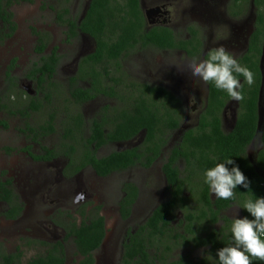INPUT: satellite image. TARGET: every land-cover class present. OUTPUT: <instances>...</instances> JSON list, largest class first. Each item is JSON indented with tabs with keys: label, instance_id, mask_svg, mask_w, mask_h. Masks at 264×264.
Wrapping results in <instances>:
<instances>
[{
	"label": "flooded vegetation",
	"instance_id": "obj_1",
	"mask_svg": "<svg viewBox=\"0 0 264 264\" xmlns=\"http://www.w3.org/2000/svg\"><path fill=\"white\" fill-rule=\"evenodd\" d=\"M248 1L153 0L154 3L164 2L168 5H173L176 17L182 18L187 14H191L193 19H196L198 22L206 17H208V20H214L212 17L216 13L224 14L229 12L232 14L234 12L235 17L243 18L249 11L248 16L252 17L254 15L255 17L253 24H251V32L246 34L244 31H238L240 28L237 27L238 30L235 31L236 35L230 38V41L237 42L240 37L242 39L243 35L246 34L242 43L244 52L241 57L249 51L250 40L257 24L258 8L255 5L256 0H251L249 4ZM21 2L33 3L34 0H11V3H9V0H1L2 10L12 14L11 9L13 8V4ZM89 3L90 0H86L81 11L74 8L72 11V8L69 7L71 12L70 18L75 19L78 17V25L85 19ZM144 5L145 0H140V7L144 14L147 30L155 28L170 29L176 37V42L180 40L189 41L193 43L195 48L198 47V44H201V52L195 58L178 49L163 50L149 46L142 50L155 48L161 52L178 51L187 60L206 58L208 53L206 49L210 50L212 48L206 46V39L202 37L200 29L196 26L199 23L190 24L191 27L187 29L189 35L182 37L169 22H148ZM263 7L264 4L262 5ZM54 14L56 23H60V19L57 16L58 13ZM221 19L222 17L215 20L216 24H224ZM12 21L15 24L14 17ZM63 25L66 28L67 44L82 40L85 46L83 53L78 54L73 52L74 56L68 57L60 53V48H56L55 51L58 56L55 57L52 55L55 51L49 52V43L44 41L46 49L43 54H40L37 51L41 40L38 35L35 49L37 56L32 65L26 66V68L28 67L26 75L23 76V74L18 75L15 73L14 66L21 59V57H15L11 61V63L13 62V66L3 74V78L0 81L2 87L0 90V126L7 129L9 128V124L18 117L17 121L19 124L15 125L14 128L18 133V140L20 141H17V144L21 145L20 148H16L13 151L9 147V141L3 143L0 137V154L4 156L3 162L0 164V264H25L27 262L24 261L25 247L26 245L29 247V243H27L24 232V217L25 212L28 211V196L34 200L36 212L31 217H28L27 221L30 227L27 229L31 231L32 227L41 222L46 226L41 230V235L39 234L37 237L32 236L36 244L32 243L30 247H37V250L41 249L44 252V254L39 256H46L49 249H53L54 246H58L59 252L63 253L64 256H66L67 249L72 251V254H76L74 226L76 225L79 228L83 224L91 225L94 219L99 217L103 220V239L99 248L92 253L94 258V254L105 243L109 218L115 217L121 222L133 219L140 220V225L125 229L121 233L122 235L119 237L122 238L121 242L117 244V248L119 249L118 264H122L123 261L124 244L132 238L134 241L137 239L146 240V243H144L145 250L156 263L169 264V260L171 259L170 264H218V257L216 255L218 250L216 246L218 244L222 246V242L229 243V245L232 243V233L226 230L227 234L222 238L220 231L223 228L226 229L227 226L231 227L233 210L239 206L234 204L223 209L220 219L217 222H212V210L208 209L204 204L205 191H208L211 203L214 204L217 199L211 193L209 186L204 183L205 171H200L199 169L187 171L185 169V159L180 158L176 164L179 173L178 177L179 180H188L181 188L185 190L184 195L188 199L191 197L192 192L193 196L189 199L190 205L187 207H180V204L175 206L173 217L170 219V228H168L167 223L164 221L156 224L152 220L157 210L171 200L172 194L175 193V190L179 186L178 184L169 183L164 166L170 152L174 147H177L178 143L182 142L183 133L187 130H195L200 127V116L208 108V99L211 93L209 85L204 83L205 88L203 89H205V94L200 98L198 103L195 123L185 128V121L181 120L179 128L170 132V140L164 147L167 157H165L162 150L155 160L151 162L154 153L147 150V132L145 129L129 139L120 140L115 137L121 131L120 126H123V119L126 116L131 117L135 115V111L138 109L148 111L162 107L161 110L164 111L166 108L165 116L169 112L174 115H176L175 112L181 113L185 108L188 94L193 92V94H199V88L185 89V83L192 82L198 86L200 80L198 79V81L197 78L192 77L191 73L187 74L190 80L183 79L182 68H179L177 73L178 78L181 77V79L175 78L174 69L170 65L163 64L159 68L165 65L164 67L168 69V72L162 74L157 69L156 74L161 78L163 75L167 78L170 73L176 79L177 84L185 81L183 82L184 88L169 87L167 89L165 86L142 82L159 89L158 92L162 93L158 99L156 95L153 98L149 93H145L144 95L141 92H137L136 87L130 86L132 82L130 79H122L121 75L123 74L120 73L117 64H122L125 59L118 62L117 59L111 60L104 57L99 62L94 63L93 59H89L83 63V59L86 60L95 52V41L81 31H79L77 36H71V38L69 24ZM15 26L17 28L16 24ZM6 31H9L7 26H5V32L0 33V43L13 36V34L9 36L10 33ZM192 34H195V41H191ZM195 48L189 47L192 51ZM45 67H48L51 71L45 74L38 71L40 68ZM105 70L109 72V75L105 73ZM61 71L66 75L69 74L63 84L56 82ZM94 74L98 76L96 90L90 83L91 77ZM41 76L44 77L45 82L41 81ZM261 76L262 81L257 100L256 130L250 144L245 148L243 156L253 169L259 173V176L264 178L263 170H260L256 165L259 154L263 150H253V142L257 139H262V137H258V134L264 132V103L262 102L263 104H261L264 88L263 72H261ZM112 77H116L118 80H113ZM63 86L66 87V93L64 92L66 97H64L62 91ZM76 88L90 89V94L96 93V96L89 100L80 97L76 99L73 96ZM253 91L255 92V89ZM22 93L24 94L23 97L21 96ZM112 94H116V96L111 97ZM167 94L172 95V98L167 99L168 102L165 104L166 100L164 96ZM123 96H125V100L120 101ZM141 96L146 98L145 102L141 101ZM222 99L226 103L220 113L221 131L224 134H229L235 129L239 116L242 113L240 110L241 101L237 102L231 97ZM137 105L140 107L137 108ZM80 117L82 118L81 124H79L78 120ZM51 118L54 119L55 133L47 135L46 130L41 126L47 128ZM68 126L74 132V136L65 137V129ZM32 130L35 131L33 132ZM99 130H102L101 137H99ZM126 151H133L132 163L125 168H121L124 162L121 163L120 154ZM13 152L18 154V159L10 161L9 155ZM19 155L22 157H19ZM210 158H213V156L210 155ZM94 159L97 160V163L93 162ZM23 161L27 163L25 164ZM159 162H161L159 171H154L155 164H159ZM6 164H10L11 167H6ZM23 164L28 168L23 169ZM22 171H57L58 174L60 173L64 185L63 189L57 188L54 190L49 187L51 180L46 177L39 179V183H35L29 189L31 193H27L30 185H24L23 178L25 175H23ZM86 171L93 173L99 180H105L114 174L124 175L129 171H138V173H128L127 183H123L120 187V197L115 195L118 187L112 188L111 191L109 188L104 190L107 197L110 195L111 198L114 196L116 199L113 207L106 209L103 205L97 206L86 202V199L92 196L90 194V185L85 184L83 181L80 187L77 184H73L74 179L83 175ZM96 171L111 172L106 176H100ZM152 181H154V184ZM115 188L117 189L115 190ZM7 190L13 191L10 202L6 200L7 195L5 192ZM78 193H83L85 198L77 201L76 197ZM143 195L148 197L147 201L142 197ZM153 196L157 199L156 204L149 203L150 197ZM38 197L44 199V203H38ZM73 204L77 206L74 207ZM212 208L214 211L216 210V206L212 205ZM160 212L161 214H165L166 210L164 207L160 208ZM238 213L237 218H243L242 209H238ZM137 214L140 217H137ZM190 216H192V220H190ZM154 224L155 227H153ZM170 231L174 237L171 240L168 239ZM159 234L162 235L163 240L158 243L159 250L157 251V249L150 247V240L154 236H159ZM9 240L11 241V245L6 243ZM37 242H42L45 245H40ZM59 244L62 246V249H60ZM169 245L171 252L168 251ZM83 259L82 256H75L73 264ZM136 259L137 256L133 254V260L135 261ZM65 264H67V260Z\"/></svg>",
	"mask_w": 264,
	"mask_h": 264
},
{
	"label": "trees",
	"instance_id": "obj_2",
	"mask_svg": "<svg viewBox=\"0 0 264 264\" xmlns=\"http://www.w3.org/2000/svg\"><path fill=\"white\" fill-rule=\"evenodd\" d=\"M65 1L69 5L71 0ZM236 1L238 0H235V2ZM9 3H11V0H9ZM263 4V0L255 1V5L258 8L256 29L250 40L249 51L243 57L238 59L241 65L248 67L254 73V83L249 86L242 75L237 76L243 85L242 91L244 99L240 102V110L242 113L239 116L236 127L233 132L229 134H224L221 131L220 113L222 107L226 103L222 98L227 99L230 96L227 92L218 90L214 84H208L211 93L208 99L207 111L204 110L202 116H200V127L195 130H187L183 133L182 142L178 143L177 147L173 148L164 166V171H166L168 175L169 183L174 185L178 184L179 186L175 190V193L172 194L171 200L162 206L166 210L165 214H161L160 208L162 207H160L153 216L152 220L153 222H156V224L160 221H164L167 223L168 228H170V219L173 217L175 206L180 204V207H187L190 205L189 199L193 196L192 192L191 197L188 199L184 195L185 190H182L181 188L188 180H179L178 177L179 173L176 164L180 158L185 159V169L187 171H195L197 169L200 171H206L209 167H214L217 163L231 158L250 181L251 192L248 189L238 186L235 190V196L233 199H217L214 204L211 203V200L208 197V191H205L204 204L208 209L212 210V222H217L220 219L223 209H226L231 205L236 204L242 209L246 200L254 199L255 197H264V178L259 176V173L253 169L247 159L243 156L245 148L250 144L256 130L258 91L262 81L260 59L264 50V12L260 9ZM61 7L62 12H57V16L60 19L61 24H69L71 31L70 37L77 36L79 31H81L90 36L96 43L95 52L86 60L83 59V63L89 59H93L94 63L99 62L104 57L111 60L117 59L118 62H121L133 51L140 48L145 49L149 46H154L163 50H182L186 52L187 55L195 58L200 55L201 44H198V47L195 48L193 43L189 41L180 40L176 42V37L170 29L155 28L147 30L144 14L140 7V0H90L86 17L82 20L80 25H78V17L75 19L70 18L71 12L69 6L64 7L61 4ZM12 18L13 15L11 13L2 10V3L0 0V33L5 32V26H7L9 30V36L14 33L16 26L13 23ZM192 35L191 41H195V34ZM189 47L195 49L192 51ZM45 49L46 45L44 44L43 37H41L37 51L40 54H43ZM52 55L55 57L58 56L56 51L53 52ZM117 65L120 73L126 74L123 71L122 64L118 63ZM38 71L45 74L51 70L48 69V67H45L40 68ZM105 73L109 75L107 70H105ZM123 78L124 77L122 76V79ZM112 79L118 80L116 77H112ZM41 81L45 82V79L42 76ZM97 81L98 76L97 74H94L91 77L90 83L95 90L97 89ZM130 86L136 87L137 92H141L144 95L145 93H149L152 95V98L156 95L158 99L162 94L161 92H158L159 89L149 86L146 83H135L132 81ZM253 89H255V92ZM75 90L76 92L73 96L76 99L77 97H80L89 100L96 96V93L90 94V89L76 88ZM114 96H116V94L111 95V97ZM124 97L125 96L121 97L120 101L125 100ZM141 98V101L145 102L146 98L142 96ZM164 98L166 100L165 104H167L168 100L172 98V95L167 94ZM138 107L140 106L137 105V108ZM161 108L148 111L138 109L135 111V115L131 117L126 116L124 119L121 118L123 119V126H120L121 131L115 136L120 140L129 139L145 129L147 132V150L154 153L151 162L155 160L162 150L165 157H167L164 147L170 140V132L179 128V123L184 119L182 112H175L176 115L169 112L167 116H165L166 108L164 111H162ZM78 120L79 124H81L82 118L80 117ZM53 122L54 119L51 118L47 128L41 126L46 130L47 135L55 133ZM32 131L34 132L35 130ZM70 135L74 136V132L68 126L65 129V137ZM101 135L102 130H99V137H101ZM262 139H264V137H262ZM132 154L133 151H126L125 153L120 154L121 163L124 162L121 168L131 165ZM210 155H212L213 158H210ZM93 162L97 163V160L94 159ZM256 165L260 170H263L262 172H264V150L259 154V159L257 160ZM228 167L231 168L232 165H229ZM96 172L100 176H106L111 171ZM5 193L7 195L6 200L10 202L12 200L13 191L7 190ZM212 205L216 206L215 211L213 210ZM242 215L243 217L247 216L249 219H252L250 214L244 209H242ZM190 220H192V216H190ZM153 227H155V224ZM226 230H229L231 233V227L227 226L226 229L223 228L220 231V236H222V238L226 236ZM73 231L75 236V246L77 249L76 256H82L84 258L80 262H75L74 264H94L92 253L99 248L103 239V220L98 217L94 219L91 225L83 224L79 228L75 225ZM171 234L172 232L170 231V235L168 234L169 240L174 238ZM162 240L163 237L161 234H159V236H154L153 239L150 240V247H153L158 251V243L162 242ZM30 243L36 244L34 241ZM37 243L45 245L42 242ZM144 243H146V240L144 239H137L134 241L133 238L125 243L122 264H160L151 259L150 255L145 250ZM224 246H229V243L222 242V246L218 244L216 248L219 250ZM60 249H62L61 245ZM168 251L171 252L170 245L168 246ZM132 253L137 256L135 261L133 260ZM65 261L66 258L64 257V254L59 252L58 246H54L53 249H49L46 256H36L25 264H65ZM263 263L264 261L253 260V264Z\"/></svg>",
	"mask_w": 264,
	"mask_h": 264
},
{
	"label": "rangeland",
	"instance_id": "obj_3",
	"mask_svg": "<svg viewBox=\"0 0 264 264\" xmlns=\"http://www.w3.org/2000/svg\"><path fill=\"white\" fill-rule=\"evenodd\" d=\"M144 1V0H143ZM251 0L248 1V4ZM65 0H34L33 3H15L13 4V8L11 9V12L14 17V22L17 25V30L13 33V36L11 38H8L6 41H3L0 43V81L3 78V74L10 69L13 66V62L11 63L13 58L15 57H21V59L15 64L14 70L15 73L18 75L25 76L28 71V65H32L34 63L36 55V38L43 37V41H47L49 43L48 49L49 52H53L56 50V48H60V53L64 56L72 57L73 52L81 54L83 53L85 46L84 42L81 41H75L72 43L67 44L66 37V28L61 23H56L55 14L59 11H62L61 4L64 7H70L74 9H78L81 11V8L83 5H85L86 0H71L69 5L66 3ZM174 3V2H173ZM145 11L148 18V22H169L174 26V29L182 35V37L188 36L189 33L187 29L190 26V24H198L196 25L201 32L202 37L206 39L208 48H214L219 47L220 45H224L229 51L235 52L237 54V59L241 58L244 52L243 42L244 38L246 37V34L248 32H251V24H253L255 17L252 15V17H249V11L243 18L235 17L234 12L231 13H224V14H217L214 15L212 18L214 20H208L206 18H202L200 22H198L196 19H193V16L186 15L185 17H176L175 14V8L171 4L167 3H154L153 0H145ZM250 7V5H249ZM53 9V12H52ZM264 12V7L261 8ZM221 19V21L224 24H216L215 20ZM248 19V20H246ZM247 21V22H245ZM152 25V24H151ZM237 27L240 28V30L237 29ZM236 30L238 31H244L246 34L243 35V38L241 37L235 41H230L231 37L236 35ZM9 32V31H6ZM38 32V34H37ZM49 35V37H48ZM48 37V38H46ZM39 39V40H40ZM206 51H209V49H206ZM202 60V59H198ZM189 60L186 59V57L176 51H168V52H161L158 51L155 48H148L146 50H140L137 49L133 51L122 63L123 70L127 74H123L122 76L125 79H130L131 81L138 83V82H146L153 85H161L165 86L167 89L175 88V87H182L184 88L183 81L180 84L176 83V79L178 78V71L179 68H182V78L190 80V78L187 76V74H190V71L187 68V62ZM163 64L170 65L172 69L175 71V78L172 77V75L169 73L167 78L163 75L162 78L156 74L157 69L161 71L162 74H166L168 72V69L166 67H160ZM26 66H28L26 68ZM264 68V66H263ZM186 73V74H184ZM69 75V74H68ZM64 72L61 71V73L58 75L56 82L59 84H63L66 81L67 76ZM22 76V77H23ZM178 79H181L179 77ZM198 80V78H197ZM192 81V80H191ZM199 81V80H198ZM63 94L64 97H66V87L63 86ZM199 88V94H193L189 93L187 101L185 102V108L183 109L182 113L184 115L183 121H185V128H187L189 125H193L196 120V109L198 106V103L200 101V98L203 97L205 94V86L204 83L200 80L198 82V86L195 83H185V89H196ZM2 89L0 85V90ZM23 92V91H22ZM65 92V93H64ZM175 92V91H174ZM190 92V91H186ZM185 92V94H186ZM21 96L23 97L24 94L22 93ZM186 96V95H185ZM264 103V88H263V96L261 97V104ZM101 103V102H100ZM229 117V116H228ZM18 118V117H17ZM17 118L14 119L9 124V128H3L0 126V137L1 141L3 143H6L9 141V147L13 151L16 150V148H20L21 145L17 144L18 140V133L15 130L14 126L18 125L19 122L17 121ZM18 154L13 152L11 155H9V160L14 161L18 159ZM19 157H22L19 155ZM4 156L0 154V164L3 162ZM25 164L26 161H23ZM6 167H11L10 164H6ZM161 167V162L159 164H155L154 171H159V168ZM22 168H28L26 165H22ZM24 178V185H30V187L27 190V193H31L30 188L35 183H39V179L48 178L50 181L49 187L55 189H63V182L60 177V173L58 174L57 171H22ZM128 173H134L137 174L138 171H129L123 174H114L110 177H108L105 180H99L97 179L93 173L91 172H85L83 175L78 176L76 179H74V185L77 184L78 187L82 186V181L85 182V184L90 185V196L86 199V202L91 203L92 205H103L106 209H110L114 205V201L116 200L114 196L112 198L107 197L105 193V189H110L114 187L115 188V195L120 197V187L123 183H127L128 181ZM53 181V182H52ZM49 182V181H48ZM154 184V181H152ZM56 185V186H54ZM24 189V188H23ZM149 194V193H148ZM145 198V201H147L148 197L146 195L142 196ZM142 198V199H143ZM38 203L42 204L44 203V199L37 198ZM103 200V201H102ZM157 199L153 196L150 197L149 203L156 204ZM140 204V203H139ZM73 206H77L74 205ZM28 211L25 212L24 217V224H25V237L27 238V243L33 242L34 238L41 235V230H43L44 223H40L35 225V227H32V230H28L27 228L30 227L27 219L28 217H31L33 213L36 212L34 200L30 199L28 196V205H27ZM137 217H140L139 214L136 215ZM140 220H127V221H118L117 218L111 217L109 218L108 223V233L105 240V243L103 247L97 251L94 254V264H118L119 262V249L117 248V244L121 242L122 238L121 233L124 232L125 229L132 228L135 226L140 225ZM33 236V237H32ZM56 236H58L56 234ZM59 238V236H58ZM47 239V238H46ZM44 239V240H46ZM62 240V239H61ZM29 241V242H28ZM7 244L11 245V241H6ZM32 243L29 244V247L26 245L25 247V257L24 261H28L36 256L44 254V252L41 249H36L37 247H30ZM67 245V244H66ZM68 246V245H67ZM76 254L67 249L66 256H64L67 260V264H73V260L75 259ZM171 263V259L169 260V264Z\"/></svg>",
	"mask_w": 264,
	"mask_h": 264
},
{
	"label": "clouds",
	"instance_id": "obj_4",
	"mask_svg": "<svg viewBox=\"0 0 264 264\" xmlns=\"http://www.w3.org/2000/svg\"><path fill=\"white\" fill-rule=\"evenodd\" d=\"M187 68L192 77L205 84H214L218 90L227 92L237 102L244 99L243 85L237 76L242 75L249 86L254 83V73L241 65L237 54L224 45L210 49L202 60H189ZM258 137H264V133H259ZM253 150H264V139L255 140ZM229 165L232 167L229 168ZM204 178V183L209 186L216 199H233L238 186L251 192L250 181L231 158L207 169ZM84 198L83 193H78L76 200ZM238 209L241 208L236 207L233 210L232 243L217 251L218 264H253V260L264 261V197H255L244 202L242 209L252 219L247 216L237 218Z\"/></svg>",
	"mask_w": 264,
	"mask_h": 264
},
{
	"label": "water",
	"instance_id": "obj_5",
	"mask_svg": "<svg viewBox=\"0 0 264 264\" xmlns=\"http://www.w3.org/2000/svg\"><path fill=\"white\" fill-rule=\"evenodd\" d=\"M264 49V48H263ZM263 66H264V50H263V54H262V58H261V70H262V72L264 73V68H263Z\"/></svg>",
	"mask_w": 264,
	"mask_h": 264
}]
</instances>
